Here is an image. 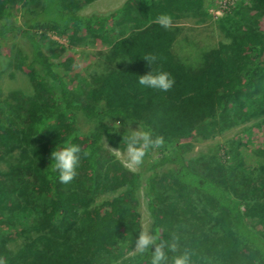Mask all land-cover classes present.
I'll use <instances>...</instances> for the list:
<instances>
[{
  "label": "trees",
  "instance_id": "16d2710c",
  "mask_svg": "<svg viewBox=\"0 0 264 264\" xmlns=\"http://www.w3.org/2000/svg\"><path fill=\"white\" fill-rule=\"evenodd\" d=\"M91 1L0 0V38L13 34L28 42L31 49L19 54L18 67L32 85L31 94L4 95L0 89V161L8 159V170H0V257L7 264H150L155 245L131 254L140 234L143 176L101 143L104 137L114 146L126 144L129 134L111 120L127 119L165 139L168 153L154 168L171 167L147 175L144 194L157 243L179 237L178 252L165 249L166 264L185 250L190 264H264V167L248 171L236 145L225 164L207 155L187 162L182 144L195 133L208 138L264 112V36L254 27L264 19V0L235 10L227 20L232 42L210 49L198 70L172 53L178 29L155 21L161 13L173 20L204 15L205 0H126L108 13L80 14ZM16 9L20 24L12 22ZM84 32L129 65L91 78L74 75L69 86L55 68L71 67L74 60L49 37L75 43ZM147 53L164 59L149 66ZM161 66L175 78L171 91L139 86L140 75ZM77 114L95 122L93 131H79ZM72 133L92 155L63 184L51 171L50 154ZM107 193L116 194L76 218L78 209ZM46 223L52 228L36 243L17 252L5 247L29 226Z\"/></svg>",
  "mask_w": 264,
  "mask_h": 264
},
{
  "label": "rangeland",
  "instance_id": "374dc122",
  "mask_svg": "<svg viewBox=\"0 0 264 264\" xmlns=\"http://www.w3.org/2000/svg\"><path fill=\"white\" fill-rule=\"evenodd\" d=\"M125 1L93 0L84 6L79 13L82 15L108 13L120 7ZM247 3L248 0H205L204 15L196 17L190 14H183L179 19L173 20L170 28L178 29L176 39L172 44L173 55L178 61L191 69L198 70L202 68L205 63V55L210 49L217 47L221 43L227 44L232 42V27L227 20L234 15L235 10L240 5ZM16 11L12 22L20 24L21 12L18 9ZM254 27L260 35L264 36V19L256 21ZM80 37H84V39L75 43H71L67 37L58 38L53 35L49 37L66 48V57L69 56L74 60V64L71 67L55 68V72L61 75L69 86L74 85V75L78 74L91 78L92 76L106 74L114 67H125L129 65L127 58L111 57L107 45L101 44L90 37L87 38L85 32ZM30 49L28 42L16 35L8 34L0 38V54L2 56L0 59V89L4 95L11 91H21L25 94L32 93V85L27 73L18 67L19 54L21 53L23 55L26 51L29 53ZM35 68L38 71H43V68L39 65H36ZM76 123L81 133H89L96 127L93 120L87 119L81 114L76 115ZM111 126L117 130L126 131L129 136L132 132L141 130V127L127 119H112ZM101 143L112 154L113 149H119L121 153H126V144L114 146L109 144L104 137ZM182 144L185 147L184 157L187 162L200 155H207L216 162L225 164L229 157L226 152L232 146L236 145L248 171L259 169V167L263 168L264 112L256 114L246 122L237 126L217 132L208 138L203 137L199 133H195L189 140L184 141ZM167 153L166 150H163V147L149 149L143 164L135 170L141 172L143 176L137 191L141 214L140 232L147 230L151 234V217L148 210L149 202L144 194V178L152 171L160 174L168 171L171 165H162L154 168L162 154ZM14 155L17 156V152ZM123 158L116 159L122 163ZM7 166L8 159L5 158V160L0 161L1 171L6 172L8 170ZM114 194L116 193H107L98 196L88 205H83L75 212L77 213L76 218L92 211L100 202L114 196ZM51 228L50 224L47 223L29 226L26 229L27 231L18 234L13 239L7 240L5 247L13 252H17L25 245L36 243L40 235L49 234ZM138 253L140 252L136 250L135 246L131 254L135 255Z\"/></svg>",
  "mask_w": 264,
  "mask_h": 264
},
{
  "label": "clouds",
  "instance_id": "9594fccd",
  "mask_svg": "<svg viewBox=\"0 0 264 264\" xmlns=\"http://www.w3.org/2000/svg\"><path fill=\"white\" fill-rule=\"evenodd\" d=\"M158 23L164 29H169L173 24V18L170 14L161 13L156 18ZM149 66L157 65L158 62L163 61V57L155 53H147L143 56ZM176 81L172 74L164 71L161 67H155L153 71L147 74L140 75L138 84L142 88L153 89L162 92L171 91ZM77 138L76 133L69 135L62 146H57L50 154L52 163L50 165L51 171L58 173V180L63 184L71 183L78 175V168L81 164L82 158L87 159L91 157L92 151L90 149L83 150L82 147L74 143ZM126 153H121L119 149H113V155L117 159H122V163L129 170L135 171L143 164L145 156L149 149H159L165 144L163 136H155L151 129H141L134 131L126 138ZM57 177L48 176L49 180H54ZM160 240L159 231L156 235H151L149 231L144 230L140 232L136 241V250L140 253L146 252L150 247L155 245L154 252L150 264H166L168 255L165 251L167 248L171 252L179 251V237L172 234L171 241H157ZM0 264H7L5 257H0ZM172 264H190V253L185 250L182 255L172 257Z\"/></svg>",
  "mask_w": 264,
  "mask_h": 264
}]
</instances>
